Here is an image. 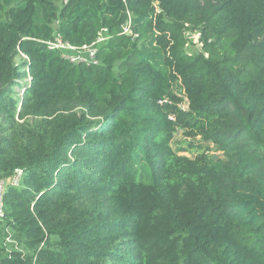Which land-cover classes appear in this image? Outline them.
I'll return each instance as SVG.
<instances>
[{
  "label": "trees",
  "instance_id": "1",
  "mask_svg": "<svg viewBox=\"0 0 264 264\" xmlns=\"http://www.w3.org/2000/svg\"><path fill=\"white\" fill-rule=\"evenodd\" d=\"M58 2L0 0V264H264V0Z\"/></svg>",
  "mask_w": 264,
  "mask_h": 264
},
{
  "label": "built area",
  "instance_id": "2",
  "mask_svg": "<svg viewBox=\"0 0 264 264\" xmlns=\"http://www.w3.org/2000/svg\"><path fill=\"white\" fill-rule=\"evenodd\" d=\"M124 32L129 33L128 28L124 25ZM103 37H98L97 41H101ZM47 44L50 47L57 48L62 52V55L68 59L70 62H86V63H97L96 59V49L91 45H82V46H74L68 42L63 41L60 37L55 36L53 41H47ZM23 174V169L15 168L12 175L8 178H0V219L4 217V204H3V195L5 187L10 184L13 186H17L20 182V179ZM7 235L5 237V241L9 243H13L15 246L17 245L16 241L12 238L11 233L8 229H6Z\"/></svg>",
  "mask_w": 264,
  "mask_h": 264
},
{
  "label": "rangeland",
  "instance_id": "3",
  "mask_svg": "<svg viewBox=\"0 0 264 264\" xmlns=\"http://www.w3.org/2000/svg\"><path fill=\"white\" fill-rule=\"evenodd\" d=\"M57 3L59 6H61L63 3H65L66 0H58ZM61 2V4H60ZM185 34L188 37V42L186 45V48L189 51H198L201 50V42L199 41V32L198 31H189L188 29L185 31ZM102 37V36H101ZM28 78L26 79V81ZM20 90V88L17 86L16 91ZM178 91V89H176ZM180 96L182 95V92L178 93ZM186 99L184 98V101ZM185 106V102L183 103ZM21 121V120H19ZM171 147L178 151V154L185 155L188 157H194L195 155L199 153H207V154H214L215 159L216 158H222V154L220 151H216L214 146L211 143L205 142L200 139L199 136L195 138L187 137L184 135V132L180 129H176L171 141Z\"/></svg>",
  "mask_w": 264,
  "mask_h": 264
},
{
  "label": "water",
  "instance_id": "4",
  "mask_svg": "<svg viewBox=\"0 0 264 264\" xmlns=\"http://www.w3.org/2000/svg\"><path fill=\"white\" fill-rule=\"evenodd\" d=\"M212 157H213V159H215V156H214V154H213V156H212Z\"/></svg>",
  "mask_w": 264,
  "mask_h": 264
}]
</instances>
